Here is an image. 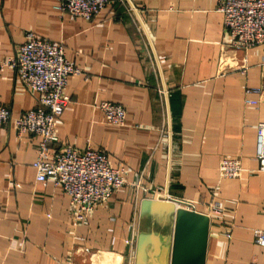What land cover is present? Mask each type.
Segmentation results:
<instances>
[{
	"label": "crops",
	"instance_id": "0c3cea01",
	"mask_svg": "<svg viewBox=\"0 0 264 264\" xmlns=\"http://www.w3.org/2000/svg\"><path fill=\"white\" fill-rule=\"evenodd\" d=\"M129 2L140 23L117 0L89 22L58 16L54 0H0V106L10 116L0 125V264H133L136 236L150 229L139 203L164 196L203 215L211 202L223 209L206 216L203 264H264L252 238L264 229V174L254 159L264 44L234 48L216 0ZM26 31L60 43L81 71L67 78L57 142L103 151L111 168L125 170L126 185L78 225L61 190L34 180L38 138L17 136L12 124L35 105L1 67ZM246 88L261 89L256 108L244 105ZM102 102L124 109L123 126L105 123ZM224 157L241 160V178L219 179Z\"/></svg>",
	"mask_w": 264,
	"mask_h": 264
},
{
	"label": "built area",
	"instance_id": "2783aa9c",
	"mask_svg": "<svg viewBox=\"0 0 264 264\" xmlns=\"http://www.w3.org/2000/svg\"><path fill=\"white\" fill-rule=\"evenodd\" d=\"M117 1L126 12L137 16L140 23L131 3L130 7L125 0ZM216 1L217 12L222 15L224 30L234 48L245 51L264 44V0ZM109 3L110 0H54L53 9L58 16L67 15L89 22ZM1 67L11 70L17 82L35 95L34 108L12 121L17 136L28 134L38 138L31 164L35 182L59 188L68 199L72 224H81L98 205L126 185L125 170L111 168L103 151L89 147L77 150L60 145L54 136L55 122L67 103V97L63 95L67 78L77 76L81 71L65 59L60 43L49 42L29 31L23 33V42ZM157 93L160 98L165 97L164 90L158 89ZM261 95L259 88H246L244 105L256 108ZM97 107L106 124L124 125L125 111L120 105L102 102ZM9 121L8 110L0 106V125ZM255 138V172L264 174V121L256 124ZM217 171L220 180H236L246 172L241 160L231 157L222 158ZM175 201L177 209L197 213L193 203ZM222 213L221 206L211 202L204 216H220ZM252 238L255 245L264 248V229L253 230Z\"/></svg>",
	"mask_w": 264,
	"mask_h": 264
},
{
	"label": "water",
	"instance_id": "95a60500",
	"mask_svg": "<svg viewBox=\"0 0 264 264\" xmlns=\"http://www.w3.org/2000/svg\"><path fill=\"white\" fill-rule=\"evenodd\" d=\"M125 1L131 7L130 2ZM176 204L175 200L167 197L161 200L143 199L140 201L138 219L142 223H147L150 229L140 231L136 236L133 264H178L182 262V258L170 259L173 239L174 243L178 240L179 244H184V241L193 244L196 249L197 264H203L208 219L202 214L177 209ZM153 228H160L165 233L155 232ZM191 247L192 245L183 246V248L194 249Z\"/></svg>",
	"mask_w": 264,
	"mask_h": 264
},
{
	"label": "rangeland",
	"instance_id": "374dc122",
	"mask_svg": "<svg viewBox=\"0 0 264 264\" xmlns=\"http://www.w3.org/2000/svg\"><path fill=\"white\" fill-rule=\"evenodd\" d=\"M203 215V214H202ZM163 231V230H162ZM194 238V237H193ZM178 241V240H177ZM176 241V243H174L175 241H174V239H173V250H172V253H171V260H173V259H175L176 260V258L178 259V258H182V262H180V263H182V264H197V259H196V255H195V253H196V249H195V246H193V244H190L189 242H187V241H184L183 243L184 244H179V241L177 242ZM184 245H192V247L194 248V249H188V248H183V246ZM178 247H180V248H182V249H177ZM191 247V248H192ZM177 252V254H176V252ZM175 255V256H174ZM178 255V256H177ZM180 263H178V264H180Z\"/></svg>",
	"mask_w": 264,
	"mask_h": 264
}]
</instances>
